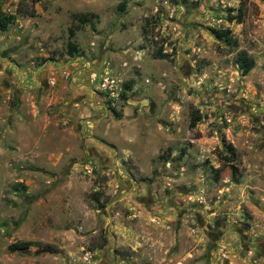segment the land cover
Instances as JSON below:
<instances>
[{
	"label": "rangeland",
	"instance_id": "1",
	"mask_svg": "<svg viewBox=\"0 0 264 264\" xmlns=\"http://www.w3.org/2000/svg\"><path fill=\"white\" fill-rule=\"evenodd\" d=\"M0 18V264H264V0Z\"/></svg>",
	"mask_w": 264,
	"mask_h": 264
},
{
	"label": "trees",
	"instance_id": "2",
	"mask_svg": "<svg viewBox=\"0 0 264 264\" xmlns=\"http://www.w3.org/2000/svg\"><path fill=\"white\" fill-rule=\"evenodd\" d=\"M16 12L18 13H23L22 10H21V7H17L16 8ZM242 11L240 10L239 11V18H241L242 16ZM28 15H32V13H28ZM95 16V15H93ZM82 17L86 18L87 15H83ZM2 19L0 18V21ZM75 28H69L68 29V42H67V52H68V55L69 56H72L76 53L77 51V48H76V45H75V42L73 40L74 38V34H75ZM216 35L218 38H225L226 40H229V38L227 37L226 33H223V32H216ZM229 43V42H228ZM239 70L242 72V74H247L248 72H250V70L253 68L254 66V61L251 57L247 56L246 53L242 52V53H239L236 60H235ZM199 120L198 117H193L191 123H190V126H194L195 123ZM229 149L231 151V156H232V159H230V157H223L224 159L223 160H228L227 162H232L234 161V158H235V152H234V149L233 147L229 146ZM32 245L31 242H22V241H19V242H15L11 245L8 246V250L12 253L14 252H20V253H25L27 252L28 248ZM49 250V248H47ZM45 250V249H44Z\"/></svg>",
	"mask_w": 264,
	"mask_h": 264
},
{
	"label": "built area",
	"instance_id": "3",
	"mask_svg": "<svg viewBox=\"0 0 264 264\" xmlns=\"http://www.w3.org/2000/svg\"><path fill=\"white\" fill-rule=\"evenodd\" d=\"M115 87H116V83L113 79H111L109 77L103 79L102 84H101V88L104 91L111 92Z\"/></svg>",
	"mask_w": 264,
	"mask_h": 264
},
{
	"label": "flooded vegetation",
	"instance_id": "4",
	"mask_svg": "<svg viewBox=\"0 0 264 264\" xmlns=\"http://www.w3.org/2000/svg\"><path fill=\"white\" fill-rule=\"evenodd\" d=\"M1 1H2V0H0V4H1Z\"/></svg>",
	"mask_w": 264,
	"mask_h": 264
}]
</instances>
